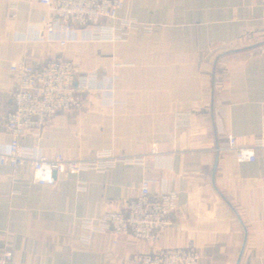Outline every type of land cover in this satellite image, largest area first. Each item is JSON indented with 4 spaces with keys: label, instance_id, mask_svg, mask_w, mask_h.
Here are the masks:
<instances>
[{
    "label": "crops",
    "instance_id": "obj_1",
    "mask_svg": "<svg viewBox=\"0 0 264 264\" xmlns=\"http://www.w3.org/2000/svg\"><path fill=\"white\" fill-rule=\"evenodd\" d=\"M39 1L0 0V146L10 143L2 136L18 85L12 64L38 67L59 56L79 76L86 68L105 79V90L39 137L28 133L23 147L50 159L66 149L82 159L110 150L143 162L58 176L52 186L34 183L28 166H0V257L134 264L139 255L193 248L200 264H264V149L255 163L240 164L226 139L230 130L250 147L262 133L264 0H128L122 19L134 27L124 38L95 44L80 30L64 48L46 39L48 9ZM154 143L162 151L148 156ZM146 179L152 194L173 191L178 200L153 246L108 231L85 235L84 221L125 210Z\"/></svg>",
    "mask_w": 264,
    "mask_h": 264
},
{
    "label": "built area",
    "instance_id": "obj_2",
    "mask_svg": "<svg viewBox=\"0 0 264 264\" xmlns=\"http://www.w3.org/2000/svg\"><path fill=\"white\" fill-rule=\"evenodd\" d=\"M128 0H40L48 9L42 19L46 39L58 42L61 47L77 39L81 30L99 41H116L127 35L134 27L131 21L122 19ZM102 20L118 21L120 27L99 26ZM11 71L18 78V85L12 94L14 110L7 115L3 139L10 137V143L0 146V166L18 170L28 166L33 182L52 186L58 176L78 177L82 172H102L112 164L122 161L141 163V158L117 159L110 150L95 154L92 159H82L76 150L66 149L53 158L39 157L23 147L28 133L35 131L39 137L42 129L53 127L60 115H73L83 111L94 92H103L107 84L86 68L79 76L75 66L62 57H54L45 64L34 67L25 62L14 63ZM183 120L182 117H178ZM229 149L240 164L255 163L257 150L264 149V125L261 135L250 147H241L230 130L226 132ZM162 145L148 147V156H156ZM221 153V149H215ZM196 153L187 158L196 161ZM178 211L177 193L163 191L151 193V181L141 183L138 197L122 211L108 210L94 221H84L82 227L88 237L92 232H111L115 236L127 235L135 241L153 246L160 234L171 225L169 218ZM88 240V239H87ZM13 253L5 251L0 264H12ZM134 264H200V255L193 248L167 249L151 254L139 255Z\"/></svg>",
    "mask_w": 264,
    "mask_h": 264
}]
</instances>
